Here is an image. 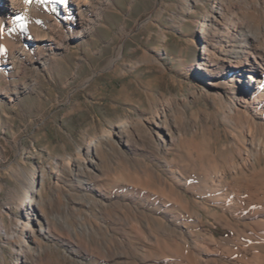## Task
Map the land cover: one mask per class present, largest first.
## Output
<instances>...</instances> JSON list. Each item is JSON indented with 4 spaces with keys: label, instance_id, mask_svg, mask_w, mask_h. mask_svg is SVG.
<instances>
[{
    "label": "bare ground",
    "instance_id": "obj_1",
    "mask_svg": "<svg viewBox=\"0 0 264 264\" xmlns=\"http://www.w3.org/2000/svg\"><path fill=\"white\" fill-rule=\"evenodd\" d=\"M40 1L0 0V73L8 66L25 78L0 87V99L36 88L42 68L119 12L117 0H45L49 9ZM204 3L179 0L172 21L196 25V66L208 88L187 98L161 93L137 116L85 135L41 176L12 171L14 221L6 228L0 219L12 264H52L57 242L72 264H264V0H212L196 18ZM12 28L26 31L36 62ZM199 101L213 110L190 116ZM218 226L231 235L216 238Z\"/></svg>",
    "mask_w": 264,
    "mask_h": 264
},
{
    "label": "rangeland",
    "instance_id": "obj_2",
    "mask_svg": "<svg viewBox=\"0 0 264 264\" xmlns=\"http://www.w3.org/2000/svg\"><path fill=\"white\" fill-rule=\"evenodd\" d=\"M178 1L117 0L119 12H108L93 35L77 41L48 69L42 68L36 88L15 102L0 99V219L6 228L14 221L7 212L15 209L8 203V195L19 188L12 171L41 176L42 167L49 170L58 157L77 151L85 135L120 118L137 116L138 110H146L149 100L161 93L187 98L192 91L209 87L196 66L201 54L194 39L196 25L179 27V21L177 25L172 21ZM204 1L196 10V18L212 5V0ZM40 3L49 9L45 0ZM31 22L51 34L37 16L32 15ZM61 25L65 22L61 21ZM9 32L16 45H25L28 56L36 62L26 31L12 28ZM0 53H7V49L1 47ZM117 58L115 67L111 62ZM3 68L0 87L25 80L8 66ZM213 108L212 101H199L190 104L189 114ZM229 141L224 137L220 145ZM48 180L53 181L52 174ZM213 231L218 239L231 235L222 226ZM0 244L5 257L0 254V264H12L13 246L6 244L2 236ZM57 245L59 252H50L52 264H72L75 259L71 256L69 261L60 258L64 248L59 242Z\"/></svg>",
    "mask_w": 264,
    "mask_h": 264
},
{
    "label": "snow or ice",
    "instance_id": "obj_3",
    "mask_svg": "<svg viewBox=\"0 0 264 264\" xmlns=\"http://www.w3.org/2000/svg\"><path fill=\"white\" fill-rule=\"evenodd\" d=\"M18 19H22V17H18Z\"/></svg>",
    "mask_w": 264,
    "mask_h": 264
}]
</instances>
